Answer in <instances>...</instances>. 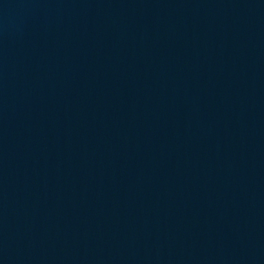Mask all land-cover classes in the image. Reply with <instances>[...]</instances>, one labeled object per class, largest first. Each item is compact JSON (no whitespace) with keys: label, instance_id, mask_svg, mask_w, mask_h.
I'll return each mask as SVG.
<instances>
[{"label":"water","instance_id":"water-1","mask_svg":"<svg viewBox=\"0 0 264 264\" xmlns=\"http://www.w3.org/2000/svg\"><path fill=\"white\" fill-rule=\"evenodd\" d=\"M0 264H188L155 0H0Z\"/></svg>","mask_w":264,"mask_h":264}]
</instances>
